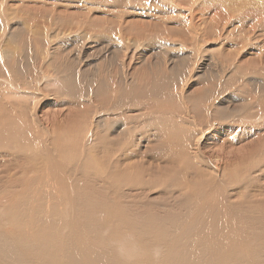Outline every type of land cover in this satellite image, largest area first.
<instances>
[{"label":"bare ground","instance_id":"6f19581e","mask_svg":"<svg viewBox=\"0 0 264 264\" xmlns=\"http://www.w3.org/2000/svg\"><path fill=\"white\" fill-rule=\"evenodd\" d=\"M10 2L0 264H264V0Z\"/></svg>","mask_w":264,"mask_h":264},{"label":"rangeland","instance_id":"374dc122","mask_svg":"<svg viewBox=\"0 0 264 264\" xmlns=\"http://www.w3.org/2000/svg\"><path fill=\"white\" fill-rule=\"evenodd\" d=\"M2 0H0V2H1ZM14 3V4H13ZM13 3H9V4H5V6H7L6 8H4L5 6H3L2 4H0V19L1 18H3L4 17V21L1 19L0 20V27L2 26L3 27V25H4V22H5V19H6V21H12V20H18L19 21V18L20 17H16L17 16V14L18 13H20L21 12V7L19 6V4H18V2H13ZM16 5V6H15ZM22 5V4H21ZM4 8V9H3ZM11 9H12V11H11ZM1 10H3L2 12H1ZM16 10V11H15ZM15 11V12H14ZM18 11V12H17ZM9 12H11L10 14L11 15H14V16H11L10 14H9ZM7 13V15L5 16V14ZM3 16V17H2ZM8 16V17H7ZM9 19V20H8ZM2 21V22H1ZM21 21V20H20ZM19 21V24H20V26H22L21 25V23L22 22H20ZM2 23V24H1ZM30 29H32V26L30 27ZM0 31H1V29H0ZM81 38V37H80ZM83 39L81 38L80 39V41L78 42L79 44H77V47L78 48H75V51L77 52V50H79V47H80V45H81V41H82ZM75 53V52H74ZM76 55H78L77 53H76ZM171 55H174L175 57H178V56H181L182 54H181V50L180 49H175L174 51H173V53L171 54ZM206 57H208V55L206 56ZM207 72L208 71H204V70H202L201 72H198L199 74H198V76L196 77V79L194 80V82L196 81H203V79L206 77V75H207ZM199 81V82H200Z\"/></svg>","mask_w":264,"mask_h":264}]
</instances>
